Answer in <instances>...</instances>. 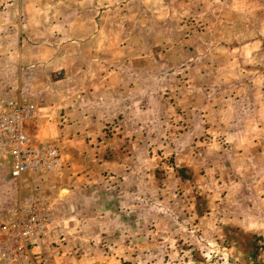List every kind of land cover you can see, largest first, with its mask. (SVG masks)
<instances>
[{"label": "rangeland", "instance_id": "1", "mask_svg": "<svg viewBox=\"0 0 264 264\" xmlns=\"http://www.w3.org/2000/svg\"><path fill=\"white\" fill-rule=\"evenodd\" d=\"M10 101L65 166L0 155V228L77 180L42 264H264V0H0Z\"/></svg>", "mask_w": 264, "mask_h": 264}, {"label": "built area", "instance_id": "2", "mask_svg": "<svg viewBox=\"0 0 264 264\" xmlns=\"http://www.w3.org/2000/svg\"><path fill=\"white\" fill-rule=\"evenodd\" d=\"M33 112V104L0 102V155L7 158L14 180L30 171L58 174L65 166L56 145L31 137L27 123ZM50 220V206L35 193L18 199L1 222L0 264H42L36 249Z\"/></svg>", "mask_w": 264, "mask_h": 264}, {"label": "crops", "instance_id": "3", "mask_svg": "<svg viewBox=\"0 0 264 264\" xmlns=\"http://www.w3.org/2000/svg\"><path fill=\"white\" fill-rule=\"evenodd\" d=\"M48 177L49 176L47 174H42L35 179V181L39 182L37 183V185H39V188L37 189L43 188V181L41 179H47ZM76 181L77 180H75L73 177L67 175L66 178H64L61 182L59 181L53 185V188L49 192V197L45 198L47 201L46 203H48L52 209L51 222L45 227L44 234L41 238V247L45 252L47 251V247L50 242L58 239L63 232L68 231L66 226L72 219L68 215L70 214V211H64L63 209L59 208H75V206L70 201H68V197L71 196L73 192H75L77 186ZM62 186H65L67 193L63 197L59 198L57 194ZM24 195H26V193H24ZM39 197L42 198L40 195Z\"/></svg>", "mask_w": 264, "mask_h": 264}, {"label": "trees", "instance_id": "4", "mask_svg": "<svg viewBox=\"0 0 264 264\" xmlns=\"http://www.w3.org/2000/svg\"><path fill=\"white\" fill-rule=\"evenodd\" d=\"M246 235H247V234H246ZM248 235L250 236V234H248ZM250 237H251V238H254L255 240L259 239V238H258L259 236H255V235H251ZM252 246L255 247L256 249H257L259 246H260V249L263 248V244H261V245H257L256 242H253V243H252ZM255 251H256V250H255ZM255 254H256V252H255L254 254H252V257H255ZM258 264H262V263H258Z\"/></svg>", "mask_w": 264, "mask_h": 264}]
</instances>
